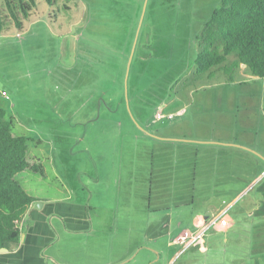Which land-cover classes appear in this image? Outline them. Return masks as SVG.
Instances as JSON below:
<instances>
[{"label":"rangeland","instance_id":"374dc122","mask_svg":"<svg viewBox=\"0 0 264 264\" xmlns=\"http://www.w3.org/2000/svg\"><path fill=\"white\" fill-rule=\"evenodd\" d=\"M4 2L0 8L8 15ZM26 2L31 17L23 30L9 15L7 30L0 32V107L17 133L33 139L30 152L45 174L26 171L17 179L40 209L44 201L59 199L74 209L86 203L98 210L111 207L110 232L97 231L90 239L104 233L116 244L81 259L78 234L66 233L69 247L50 264H109L122 258L119 264H216L215 259L264 264V244L260 239L254 245L247 230L227 248H215L207 236L186 249L168 245L184 229H195L194 216L206 206L197 193L217 188V179L207 181L206 174L202 179L200 169L195 176L194 155H176L180 142L165 135L185 133L190 104L214 92L207 84L218 77L198 73L195 59L197 36L221 0ZM233 81L237 86L228 91L236 106L230 109L255 111L249 104L255 99L243 95L261 88L241 71ZM182 106L186 114L169 116ZM161 112L165 116L158 117ZM260 186L249 195L264 193ZM136 243L144 248L135 261L127 260Z\"/></svg>","mask_w":264,"mask_h":264},{"label":"crops","instance_id":"0c3cea01","mask_svg":"<svg viewBox=\"0 0 264 264\" xmlns=\"http://www.w3.org/2000/svg\"><path fill=\"white\" fill-rule=\"evenodd\" d=\"M237 71L249 74L254 85L261 88L256 94L250 90L251 94L247 92L245 93L248 94L247 96L243 95L245 99L246 97L250 100L255 99L254 102L249 103L255 111L237 113L234 109H230L236 106V97L231 99L228 89L230 86L236 87L237 84L234 81H228L221 72L217 71L212 78L218 77V79L211 80L215 83L207 84L210 86L209 89H214V92L212 90V94L201 95L195 103L191 102L193 104H190V124L185 127V133L165 135L167 140L180 142L176 146L179 147L176 155L189 152L191 159L194 155L195 176L200 169L202 179L205 174L207 181L217 179L218 189L214 191L212 189L209 193H197L198 198L205 200L206 206L195 214L194 226L196 227L191 230L203 228L210 213L227 209L225 213V218L228 219L227 226L222 229L212 228L203 237L207 236L206 242L218 249L227 248L226 243L231 242V246L235 244V241L241 240V232L244 230L250 232L248 239H251L254 245L259 243L260 239L262 241L260 243L264 244V234L261 233L264 232V222L261 221L264 220V193L256 191L253 195H249L250 192H248L250 188L254 189L258 184L264 185V128L262 127L264 125V77L253 75L244 65H241ZM195 89H191V92ZM162 106L166 108L167 103H162ZM187 112L188 110L182 106L169 114L182 115ZM250 126H254V129ZM126 183L127 180L121 184L122 187ZM118 186H120L119 183ZM192 194V198L196 199L195 189L192 190ZM243 195H248L249 200L246 198L240 203L239 208L232 210L238 205L237 200ZM102 196L100 195V198ZM56 201H44L41 209L34 206V203L29 206L20 223V243L0 247V264H50L52 260L57 259V254L62 253L65 247H69L68 237L63 238L66 233L78 234L75 245L81 259L87 258V255L90 258L95 257L102 252L103 247L116 246L113 240H109V234L102 233L101 238L90 239L91 234L97 231L110 232L111 207L106 206L103 210H98L102 209L99 205L86 203L84 207L74 209L60 204L65 203L62 199L58 200L59 204ZM255 214H258V219H248ZM245 219L249 221H244ZM174 238L168 242V245L176 244ZM133 246L136 251L127 253V260L132 258L135 261L140 250L144 248V245L140 243ZM181 250L178 249L176 254ZM211 258H214V253ZM112 260H108L107 263L119 264L118 262L125 259ZM215 260L216 264L220 263L217 259Z\"/></svg>","mask_w":264,"mask_h":264},{"label":"trees","instance_id":"16d2710c","mask_svg":"<svg viewBox=\"0 0 264 264\" xmlns=\"http://www.w3.org/2000/svg\"><path fill=\"white\" fill-rule=\"evenodd\" d=\"M173 4L176 0H166ZM51 2V0H49ZM8 15L0 8V32L7 30L8 17L23 30L31 17L26 0H5ZM198 73L213 77L221 72L228 81L241 65L255 76L264 77V0H221L197 36ZM30 136L17 133L13 121L0 107V247L18 245L20 223L37 198L17 179L26 171L45 174L42 161L30 152Z\"/></svg>","mask_w":264,"mask_h":264},{"label":"built area","instance_id":"2783aa9c","mask_svg":"<svg viewBox=\"0 0 264 264\" xmlns=\"http://www.w3.org/2000/svg\"><path fill=\"white\" fill-rule=\"evenodd\" d=\"M163 116H165L163 112L158 113V117ZM226 211L227 209L210 213L208 220L203 228L197 230L184 229L182 232L176 235V237L174 238V242L180 245L182 249H186L195 241L207 235L212 228H225L228 224V219L225 218Z\"/></svg>","mask_w":264,"mask_h":264}]
</instances>
